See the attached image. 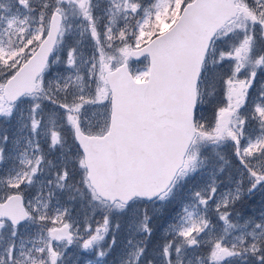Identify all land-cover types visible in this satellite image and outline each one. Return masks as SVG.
Here are the masks:
<instances>
[{
  "label": "rangeland",
  "instance_id": "rangeland-1",
  "mask_svg": "<svg viewBox=\"0 0 264 264\" xmlns=\"http://www.w3.org/2000/svg\"><path fill=\"white\" fill-rule=\"evenodd\" d=\"M192 1L0 0V201L21 193L30 212L18 228L0 222V264H264V0H236L239 15L222 26L203 72L199 136L159 198L101 200L74 139L76 124L107 132L104 74L128 61L144 77L130 51ZM55 10L50 67L37 93L9 106L3 83ZM54 228L69 233L52 237Z\"/></svg>",
  "mask_w": 264,
  "mask_h": 264
},
{
  "label": "water",
  "instance_id": "water-1",
  "mask_svg": "<svg viewBox=\"0 0 264 264\" xmlns=\"http://www.w3.org/2000/svg\"><path fill=\"white\" fill-rule=\"evenodd\" d=\"M203 1L208 2L209 8H211V15L207 17L200 14L194 19L196 25L207 22L204 33L208 36L201 40V50H198L195 55L197 58L201 57L205 52L211 36L226 21L237 14L234 0H196L186 6L181 20H184L186 16L191 18L192 14L201 10ZM60 23L61 16L54 12L51 16L48 34L45 39L35 53L4 84L3 96L9 104L15 103L24 94L34 92L36 80L44 70L48 57L55 45ZM170 45H173V42ZM182 46L188 51L191 50L187 43H183ZM145 51V48L138 50L135 57L139 58L145 55ZM118 72L124 73V69L120 67L116 72L109 74L107 76L108 80L110 77V82H112L113 78L115 80ZM197 76L198 68L194 69L192 77L188 75L179 84V89H176L175 86H169L170 91L164 95L157 93L156 98L154 97L155 93L152 98L146 95L145 99L147 101L140 107L135 106V109L140 110V113H136L132 121L140 128L142 141L148 145L146 150L143 149V146L137 145L134 156L130 152V146L127 150L125 141H129L132 138L131 126L120 129L117 118L121 111V104L126 102L131 106L132 98L136 99V96L131 98L130 94L123 92H117L116 94L115 90L112 89V109L115 116L111 119L109 133L104 137H87L76 127L75 137L85 156L87 179L96 195L102 200L110 203L115 201L128 203L132 199L139 197L150 201L169 186L174 174L183 165L184 155L193 136V131L188 130L185 123L179 122L175 124L174 121H180L176 115L178 111H183L184 115L187 112L192 114ZM110 87L112 88L111 84ZM178 93L180 98H185L182 101L183 106H179L175 100L178 98ZM164 118L168 119V136L159 134L156 130V126ZM120 130H122L123 135ZM138 138L141 140L140 136ZM175 139L176 141L180 139L179 146L174 145L173 141ZM163 172H166L163 185H159L153 194H145L132 184L134 181L144 180V185L152 186L158 181L159 176H163ZM124 188L129 189L131 193L123 194ZM12 204H18V206L12 208ZM11 210L12 214H10ZM0 218H6L14 225L26 219L18 196H11L4 203H0Z\"/></svg>",
  "mask_w": 264,
  "mask_h": 264
},
{
  "label": "trees",
  "instance_id": "trees-1",
  "mask_svg": "<svg viewBox=\"0 0 264 264\" xmlns=\"http://www.w3.org/2000/svg\"><path fill=\"white\" fill-rule=\"evenodd\" d=\"M9 75H10V73L7 76H9ZM201 96H202V98H204V93L203 92L201 93Z\"/></svg>",
  "mask_w": 264,
  "mask_h": 264
}]
</instances>
